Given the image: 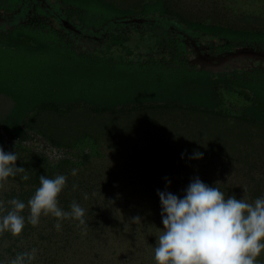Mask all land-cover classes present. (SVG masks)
<instances>
[{
  "label": "trees",
  "instance_id": "trees-1",
  "mask_svg": "<svg viewBox=\"0 0 264 264\" xmlns=\"http://www.w3.org/2000/svg\"><path fill=\"white\" fill-rule=\"evenodd\" d=\"M55 1L69 20L92 29L105 28L109 20L117 24L123 17L158 13L215 39L211 49L219 47L218 53L264 51L263 2L238 6L214 0L215 7L208 13L213 19L204 21L181 8L183 0ZM22 2L0 0V14L17 11ZM41 8L37 5L29 19L5 27L13 35L11 43L19 47L34 34L49 37L55 31L65 40L66 33ZM69 8L78 10V17ZM40 17L51 22L39 21ZM118 24L108 44L93 52L73 51L68 44L55 42L45 43L44 48L132 74L140 82L131 87L138 98L70 100L62 90L39 87L8 66L17 53L9 55L8 48L0 44V146L6 153L18 154L16 165L24 167L29 176L27 181L21 179L23 174L9 177L0 189V201L6 208L13 198L27 205L40 186V175H65L66 187L58 196V206L70 211L75 201L85 210L86 221L80 225L77 220H63L57 231V218L42 214L34 227L27 221L30 210L26 206L22 233L0 234V264H9L18 253L33 248L37 253L32 264H156V235L164 227L158 189L183 198L193 178L199 177L218 187L225 198H243L244 188L249 203L264 197V66L225 72L195 67L188 61L191 50L186 43L158 26L153 36H174L181 52L166 59L147 54L131 59L132 47L121 53L126 40L118 33L132 23ZM132 33L136 45L150 46L152 38L144 31L143 36L137 30ZM221 85L239 88L254 103L228 111L219 98ZM196 152L202 157L195 158ZM74 168L78 169L76 176L71 174ZM73 184L78 185L76 190ZM135 216L141 220L134 223L131 218ZM257 261L264 264V252Z\"/></svg>",
  "mask_w": 264,
  "mask_h": 264
},
{
  "label": "rangeland",
  "instance_id": "rangeland-1",
  "mask_svg": "<svg viewBox=\"0 0 264 264\" xmlns=\"http://www.w3.org/2000/svg\"><path fill=\"white\" fill-rule=\"evenodd\" d=\"M183 1L184 3L180 5V7L184 8V10L193 17L200 18L204 21H211L213 19V15L208 13L210 12L209 10H213L215 7L216 2L214 0ZM227 1L229 4L238 6L264 3L262 0ZM221 2H224V0ZM37 5L42 6V8L51 15V18H54L56 26H58L59 29L66 30L64 27L67 28V25H72L68 23V17L63 12L61 8L62 5L55 0H23L16 12L0 14V44H4L5 47L8 48L9 55L12 56V54L15 55L17 53V56L14 57L12 61V58H10V61L6 63L8 66H12L15 71L23 72L28 79L35 81L39 87L62 90V93H64L63 95H66L70 100H82L83 102L91 100V102H93L95 100L109 101L113 99H123L131 95H135V98L139 97L135 88L131 87L140 85V82L137 77H134L132 74L128 76L123 70H116V68L107 64L90 62L76 55H71L69 57L64 53H56L55 51L44 48L46 47L45 43L53 45V42H55L56 44H68L69 49L73 51H78L80 49L86 51L84 47L80 46L65 34H63L66 36L65 40L63 38L59 39V34L58 32L56 33V31L49 37L44 35L46 37V40H44L42 38L44 36L40 37L38 36L40 34L37 33L34 34L32 39L25 40L22 46H20L21 44L18 45L19 47H30V49L36 48L34 52L19 49L14 43H11L10 41L14 39L13 35L9 32V29L5 27H13L29 19L30 13L36 11L35 8ZM124 9L125 8H121L122 11H124ZM69 11L71 15L78 17V10L69 8ZM157 15L158 13L148 15L139 13L131 15V19L130 17H123V20L118 19V23H132L130 25L131 28L119 31L120 33H118L120 37L126 40L123 42L126 43V46L125 48L122 47L123 52L121 53H127L129 46L133 48V46L136 45L135 39L131 38L134 36L132 32L136 30L139 31V36H143L144 31L148 39L152 38L151 41L149 40L151 49L146 56L166 59L171 58L175 53H180L181 47L175 44L174 36H161L160 38H155L153 36L154 32H151L155 30L154 26H158L169 30L173 35L186 43L187 48L191 50V55L189 56L187 52L185 55H188V61L195 67L215 72H223L231 69H252L258 66H264V51L262 50L239 51V54L218 53V50H220L219 47L217 51L211 49L215 39L212 40L209 36L201 35L192 29H186L180 24L181 22L178 21V19L173 18L170 20L164 16ZM227 15H229V13H226V16ZM40 20H50L51 22V19L47 17H40L39 21ZM130 20H133L134 23ZM114 21L115 20H109L105 28L97 32H93L92 29L83 25L80 21L75 23L77 29L74 26L71 29L75 30V33L82 35L83 38L88 39L91 44L103 43L110 38L111 30L113 31L115 27L120 26L118 23L115 24ZM53 26L55 27V25ZM129 35L130 40L128 37ZM70 45L74 48H70ZM89 52H93V49H89ZM133 53L132 57L141 58L138 52ZM132 73L136 74L135 72ZM218 92L222 105L224 103L225 106H228L227 108L229 109L227 110L230 112H237L242 106H248L254 103L253 98H249L241 93L239 88L231 85H221L218 88Z\"/></svg>",
  "mask_w": 264,
  "mask_h": 264
},
{
  "label": "clouds",
  "instance_id": "clouds-1",
  "mask_svg": "<svg viewBox=\"0 0 264 264\" xmlns=\"http://www.w3.org/2000/svg\"><path fill=\"white\" fill-rule=\"evenodd\" d=\"M202 153L196 152L195 158ZM16 152H5L0 146V189H4L9 177L18 174L27 181L29 176L24 167H17ZM78 169H72L76 176ZM259 178V174H258ZM67 177L57 175L48 178L40 175V186L28 200L27 205L13 198L5 203L0 201V234L10 232L19 236L25 227L22 215L26 206L30 210L28 223L38 226L40 217L51 215L57 218L55 228L60 231L61 221L73 219L85 224V210L75 201L70 211L58 206V196L66 187ZM170 184V181H169ZM78 188L73 184V190ZM243 198L235 195L225 198L218 187L205 184L199 177L193 178L184 190L183 198L169 191L157 190L161 202V217L164 225L154 247L156 264H258L257 258L264 252V197L249 203L246 189ZM88 199V194H84ZM135 223L141 217L135 216ZM37 250L18 253L9 264H32Z\"/></svg>",
  "mask_w": 264,
  "mask_h": 264
},
{
  "label": "crops",
  "instance_id": "crops-1",
  "mask_svg": "<svg viewBox=\"0 0 264 264\" xmlns=\"http://www.w3.org/2000/svg\"><path fill=\"white\" fill-rule=\"evenodd\" d=\"M51 19L54 21V18H51ZM67 21H68V23H71L72 25H67V28L64 27L66 29V30H63V31H65L64 33H66V35L68 37L73 39V41L78 43L80 46L84 47L87 51H89V49H93V51H94L97 48H101L102 46H105V45L108 44V40L106 42H103V43H94V44L89 43L88 39L83 38L82 35H79V34L75 33V30L71 29L73 26L76 28V24L75 23L77 21L71 20V19L70 20L68 19ZM88 28H90V27H88ZM90 29H92V28H90ZM101 29H104V28L101 27L100 29H92V31L93 32H97L98 30H101ZM70 31H72V32H70ZM149 49H150V46L148 44H146V43L144 45H135V46H133V48H131V50H133V52L134 51L138 52L139 55L143 56V57L140 56L141 58H145L144 55L148 54ZM129 58L136 59V60L138 59V57H129ZM210 71L211 72H215V71H212V70H210ZM223 72H225V71H223Z\"/></svg>",
  "mask_w": 264,
  "mask_h": 264
}]
</instances>
